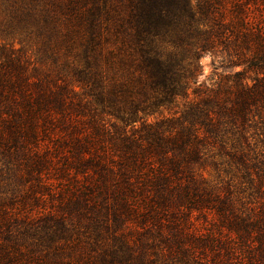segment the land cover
<instances>
[{"label":"trees","instance_id":"16d2710c","mask_svg":"<svg viewBox=\"0 0 264 264\" xmlns=\"http://www.w3.org/2000/svg\"><path fill=\"white\" fill-rule=\"evenodd\" d=\"M0 11V31L34 42L43 66L0 46V180L9 170L58 198L37 217L0 198V264H65L81 228L113 230L132 253L150 240L176 253L196 238V211L236 234L232 257L244 246L264 264V207L235 214L201 171L264 178V0H0ZM206 55L233 70L200 81Z\"/></svg>","mask_w":264,"mask_h":264},{"label":"rangeland","instance_id":"374dc122","mask_svg":"<svg viewBox=\"0 0 264 264\" xmlns=\"http://www.w3.org/2000/svg\"><path fill=\"white\" fill-rule=\"evenodd\" d=\"M5 22V23H4ZM0 24H6L5 14L0 11ZM3 29V28H1ZM7 29L0 31V46L13 44L15 48H23L27 57L38 68L43 67L39 62L37 46L34 42H21L19 36L8 37ZM202 71L200 81L213 83L217 80V74L230 72L233 69L220 64V59H214L210 55L202 58ZM205 178L212 184L220 188L225 193H231L233 204L235 205V214L248 216L254 209L261 210L264 207V178L257 176V171H252L253 178L250 175L243 176L244 170H236L235 167L229 169L222 166L214 169L207 165L202 168ZM249 174V173H248ZM262 176H264V168ZM16 177L8 170V185L0 180V198L8 199V207H15L21 215L29 212L33 217L39 213L50 209L58 198L49 196L41 197L34 193L29 194L25 191ZM38 195L39 197H36ZM232 217V216H231ZM191 228H197L196 238L191 241H185L186 247L182 250L167 252V247L157 242L151 247L136 243L133 245V253L123 244L122 237L117 238L113 230L101 229L97 233L95 230L83 231L80 243L74 250H66L64 257L65 264H250L247 258V247L240 246L239 254L232 257L231 248L235 245V233L229 231L224 224L220 223L218 215H205L199 212H193L191 215ZM71 222V221H70ZM73 224V222H71ZM225 224H228L225 222ZM74 225V224H73ZM122 228H116L114 230ZM86 233V234H85ZM137 242V240L135 239ZM125 243V242H124ZM142 249V253L140 250ZM116 255H113V253Z\"/></svg>","mask_w":264,"mask_h":264}]
</instances>
